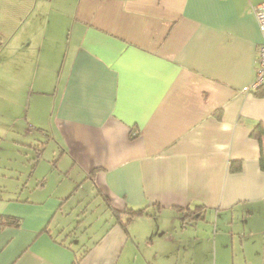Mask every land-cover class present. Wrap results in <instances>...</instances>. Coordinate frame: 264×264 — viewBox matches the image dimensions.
I'll list each match as a JSON object with an SVG mask.
<instances>
[{"label": "crops", "instance_id": "crops-1", "mask_svg": "<svg viewBox=\"0 0 264 264\" xmlns=\"http://www.w3.org/2000/svg\"><path fill=\"white\" fill-rule=\"evenodd\" d=\"M261 1L0 0V67L33 81L30 128L80 177L22 198L13 168L0 264H264ZM85 183L95 213L70 202Z\"/></svg>", "mask_w": 264, "mask_h": 264}, {"label": "rangeland", "instance_id": "rangeland-1", "mask_svg": "<svg viewBox=\"0 0 264 264\" xmlns=\"http://www.w3.org/2000/svg\"><path fill=\"white\" fill-rule=\"evenodd\" d=\"M29 81L33 84L32 80ZM29 81L17 79L15 74H6V68L0 67V184L9 186L13 181V168H19L25 174L19 175L21 183L26 182L28 186V189L18 192L22 198L38 199L47 193H60L65 196L76 185L73 178L79 180L80 177L75 171H68L67 158L59 160L60 151L54 149L53 142H48V136L34 127L30 128L28 121L33 116L32 104L38 97L33 94L35 89L29 88ZM39 151L42 152L39 155V165L35 172L31 173ZM41 181L46 185L44 190H35ZM7 186H3L0 193L5 195L10 193ZM72 193L71 203L85 199L91 204L89 210L94 209V213L100 207L98 203L105 206L101 197L96 195V190L92 189V184L85 183ZM88 213V217L92 220V212ZM83 230L84 226L79 228V234ZM84 232L87 233L86 230ZM88 232L92 234L91 229ZM153 255L154 253L151 252L148 257L152 258ZM137 262L150 264L148 261H142L140 254Z\"/></svg>", "mask_w": 264, "mask_h": 264}, {"label": "trees", "instance_id": "trees-1", "mask_svg": "<svg viewBox=\"0 0 264 264\" xmlns=\"http://www.w3.org/2000/svg\"><path fill=\"white\" fill-rule=\"evenodd\" d=\"M252 135L255 136L261 146V154H260V166L262 169H264V122H258L252 129ZM131 138L136 137V134L131 133L130 134ZM238 166V165H236ZM126 212L128 213L127 219L125 221H121L122 225L127 228L128 221L131 219L132 216L139 215L142 213H145V207H129L126 208ZM21 220L18 218L10 217V218H1L0 217V223L3 225H13V226H18L20 225ZM80 257V256H79ZM79 260V258H77Z\"/></svg>", "mask_w": 264, "mask_h": 264}, {"label": "built area", "instance_id": "built-area-1", "mask_svg": "<svg viewBox=\"0 0 264 264\" xmlns=\"http://www.w3.org/2000/svg\"><path fill=\"white\" fill-rule=\"evenodd\" d=\"M255 16L261 30L262 41L258 47V65L256 79L251 88L258 89L264 86V0L257 3L254 7Z\"/></svg>", "mask_w": 264, "mask_h": 264}]
</instances>
